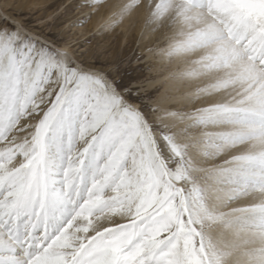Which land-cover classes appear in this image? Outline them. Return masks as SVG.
Here are the masks:
<instances>
[{
	"label": "snow or ice",
	"instance_id": "obj_1",
	"mask_svg": "<svg viewBox=\"0 0 264 264\" xmlns=\"http://www.w3.org/2000/svg\"><path fill=\"white\" fill-rule=\"evenodd\" d=\"M147 22L195 89L175 130L0 18V264H264V0H155Z\"/></svg>",
	"mask_w": 264,
	"mask_h": 264
},
{
	"label": "rangeland",
	"instance_id": "obj_2",
	"mask_svg": "<svg viewBox=\"0 0 264 264\" xmlns=\"http://www.w3.org/2000/svg\"><path fill=\"white\" fill-rule=\"evenodd\" d=\"M110 1L92 0V7H88L85 6L84 0H0V18H7L26 35L38 39L42 43H47L58 51L62 45H66L75 57L68 55L69 62L76 63L84 69L87 64L93 65L100 68L99 71L103 76L108 71L111 79L119 80L125 86L135 85L139 94L144 98V104L150 106V108L146 107L145 111H153L151 102L154 100L155 93L144 92L141 94V87L138 86L145 85L147 81H141L145 77L135 80L138 73L147 72L145 63H141L145 61L146 50L141 52L139 47L144 28L131 43L128 53L121 56V51H118L115 58L110 61L109 52L111 50L105 49V46L109 44L112 46L113 43L114 47L119 44L122 48L129 31L125 32L124 36L118 37L119 32L121 35L123 34L121 28L114 29L113 35H110L111 31L106 27L99 28L103 23L98 27L93 25V19L97 16L99 8L102 7V10L107 8ZM133 1L135 2V0ZM14 18H18L22 22V26L18 25ZM118 20L119 18H116L112 21L113 24L117 25ZM147 21L148 18L145 20V24L149 25ZM164 34L165 31L162 35L164 36ZM151 48L154 49V46L149 49ZM139 63L141 64L139 65ZM138 81L143 84L137 83ZM144 88L145 86L142 89ZM159 121L162 125L165 124L163 121ZM117 217H114L115 222L124 223L116 220ZM108 225L110 226V224Z\"/></svg>",
	"mask_w": 264,
	"mask_h": 264
},
{
	"label": "bare ground",
	"instance_id": "obj_3",
	"mask_svg": "<svg viewBox=\"0 0 264 264\" xmlns=\"http://www.w3.org/2000/svg\"><path fill=\"white\" fill-rule=\"evenodd\" d=\"M129 2H131L133 6L128 9L121 10V6ZM154 2L155 0H135V2L133 0H111L110 3H108L109 5L107 8L103 10L102 7L99 8V11L96 13L97 16L94 17L95 20L93 19V25L95 27H98L101 23H103L99 28L106 27L108 30L111 31L110 35H113L114 31L117 28H121L123 34L121 35L119 32L118 37L124 36L125 32L129 31V34L126 36V38L124 37L125 44L123 45L122 48L119 46V44L115 45L114 47L113 43L112 46H109L110 44L105 46V49L111 50L109 52L110 61L113 60V58H115L118 51L119 52L121 51L120 52L121 56L128 53L127 51L130 48L131 43L133 42L135 37L140 33L141 29L144 28L143 37L141 38L139 47L141 49V52L143 50H146V52L143 51L145 52V59H144L145 61L141 63H145L146 65L145 68L147 69V72L138 73L135 80H138L141 77H145L141 81L142 82L147 81L146 84L143 86L142 85L138 86L141 87L140 93L141 94L144 92L155 93L154 100H152L151 102V105L153 107L152 114L155 117H157L158 120L163 121V123L174 125L173 130H175L176 128L183 127L188 122L174 120L171 116L166 114L165 110H167L168 112H175L176 110L181 109L185 112H190L192 110L193 104L189 103L185 99V96L189 91H195V89L194 88L178 89L175 83L169 78L170 73L175 70V66H176L175 60L174 59L170 60L163 52V49L167 47L165 41L168 35H170V33L168 32V30L157 28L151 25L150 23L149 25L145 24V20L148 18L149 12L152 8V5H150V3L153 4ZM2 12L5 13L3 10ZM9 16L11 15L9 14ZM116 18H119V20L117 21L118 24L114 25L112 21H114ZM14 21H16L18 25L20 24L22 26V22L18 18L17 19L14 18ZM164 31L165 34L163 36L162 34ZM151 46H154V49L152 48H151L152 50L149 49ZM65 50L69 56L71 55V57L75 58L72 55L71 50L66 45H62L61 49H59V51L62 52ZM77 59L78 58H76V60ZM141 63H139V65ZM85 69L89 71H94V73L97 74H102L99 71L100 68L94 67L93 65L90 64L85 65ZM104 76L107 79L112 80L109 76L108 71H106V74ZM140 82L138 81L137 83L140 84ZM144 86L145 88L142 89ZM220 99H221L220 94H212L203 97L201 99H198L197 101H195V105L200 106L202 100L204 102H215ZM247 149H248L247 145H237L234 148L229 149L227 152L221 153L220 156L215 158V160L210 161L208 164L204 166L207 167L211 163L220 164L225 159H231L232 155H238L241 152L247 151ZM252 202H259V194H256L255 196H248L238 201H234L231 206L246 207ZM116 220H119L120 222H126L123 218L119 216L116 218ZM106 225L108 224L105 223L104 226Z\"/></svg>",
	"mask_w": 264,
	"mask_h": 264
}]
</instances>
